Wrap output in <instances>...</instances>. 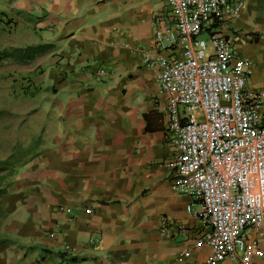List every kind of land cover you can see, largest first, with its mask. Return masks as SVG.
I'll list each match as a JSON object with an SVG mask.
<instances>
[{
  "label": "crops",
  "instance_id": "0c3cea01",
  "mask_svg": "<svg viewBox=\"0 0 264 264\" xmlns=\"http://www.w3.org/2000/svg\"><path fill=\"white\" fill-rule=\"evenodd\" d=\"M0 10L32 42L55 45L37 105L51 118L48 144L15 170L2 197L0 264H206V245H191L189 199L168 185L165 95L140 54L171 27L164 1L0 0ZM205 24L250 60L245 85L264 87V0ZM161 216L193 231L160 234ZM259 245L253 264H264Z\"/></svg>",
  "mask_w": 264,
  "mask_h": 264
},
{
  "label": "built area",
  "instance_id": "2783aa9c",
  "mask_svg": "<svg viewBox=\"0 0 264 264\" xmlns=\"http://www.w3.org/2000/svg\"><path fill=\"white\" fill-rule=\"evenodd\" d=\"M163 1L171 27L156 30V50L140 54L156 66L165 95L169 188L189 199L191 245H206V264H253L264 242V87L245 85L250 60L234 56L230 40L205 24L238 17L247 0ZM192 227L161 216L159 233Z\"/></svg>",
  "mask_w": 264,
  "mask_h": 264
},
{
  "label": "rangeland",
  "instance_id": "374dc122",
  "mask_svg": "<svg viewBox=\"0 0 264 264\" xmlns=\"http://www.w3.org/2000/svg\"><path fill=\"white\" fill-rule=\"evenodd\" d=\"M11 25L5 27H1L0 25L1 47L12 43L16 45V43H19V39H22L25 36V32H27L25 28L20 27V30H18L15 28L17 26ZM49 62L50 58L45 53L25 64L15 62L0 64V108L5 110L0 116V141L4 140L5 145H10L15 138L29 141L31 134L37 132V126L40 123H43L45 126L48 124L46 122L50 121L51 118L41 115V112H38L39 109L37 108V105L44 99V91L39 89L33 97L29 98L22 92L23 89L21 87L27 83L29 78L30 80L32 78L34 83L40 85V88H44L41 80L46 83L43 73H45V66ZM32 74L34 75L31 77ZM13 78L19 79L20 83ZM29 106L35 108L33 111L37 113L35 119H30V115H28L31 112ZM22 116L23 119H21ZM44 144L41 146H44ZM35 150H41L39 142Z\"/></svg>",
  "mask_w": 264,
  "mask_h": 264
},
{
  "label": "trees",
  "instance_id": "16d2710c",
  "mask_svg": "<svg viewBox=\"0 0 264 264\" xmlns=\"http://www.w3.org/2000/svg\"><path fill=\"white\" fill-rule=\"evenodd\" d=\"M15 20L12 16H8L6 12L0 10V25L1 27H5L8 25H15ZM11 25V26H12ZM20 30V27H15ZM25 36L22 39H19V43L13 45L0 46V64L5 62H15V63H29L35 60L40 55L45 53H49L54 50L55 45L52 42H45V41H35L32 42L34 39L31 36L28 29H26ZM18 32V31H17ZM42 70V68H41ZM36 74V73H34ZM32 74L31 77L34 75ZM14 80H18L17 78H13ZM23 89V93L31 98L35 95L36 92L40 89V85L34 83L32 78L27 81L25 85L21 86ZM30 107V106H29ZM35 110L34 107H30V111L28 115H30V119H35L36 114L33 111ZM4 109L0 108V116L4 113ZM23 119V116L21 117ZM43 123H40L37 126V132L35 134H31L29 141H22L18 138H15L14 141L10 145H5L4 140L0 141V227L2 220L5 217V210L2 205V197L7 191V188L12 181L13 174L15 170L23 165L25 162L29 161L35 155H37L40 151H42L48 144V138L43 131ZM46 143L44 144V142ZM41 150H35V147L38 145ZM44 146H41L43 145ZM5 238L2 236L0 232V246L5 243Z\"/></svg>",
  "mask_w": 264,
  "mask_h": 264
}]
</instances>
